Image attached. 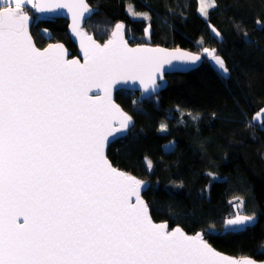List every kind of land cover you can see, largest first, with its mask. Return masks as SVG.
Listing matches in <instances>:
<instances>
[{
	"label": "snow or ice",
	"instance_id": "6c2138e0",
	"mask_svg": "<svg viewBox=\"0 0 264 264\" xmlns=\"http://www.w3.org/2000/svg\"><path fill=\"white\" fill-rule=\"evenodd\" d=\"M29 5L37 13L67 9L83 63L66 59L61 44L35 46ZM210 7L215 0H201L199 11L207 16ZM90 11L85 0H0V264H254L220 254L201 233L154 223L143 182L104 153L108 138L131 123L112 100L113 85L138 81L155 91L165 63L206 55L227 75L225 61L216 49L130 48L122 24L97 43L81 29ZM253 219L238 214L225 226Z\"/></svg>",
	"mask_w": 264,
	"mask_h": 264
},
{
	"label": "trees",
	"instance_id": "16d2710c",
	"mask_svg": "<svg viewBox=\"0 0 264 264\" xmlns=\"http://www.w3.org/2000/svg\"><path fill=\"white\" fill-rule=\"evenodd\" d=\"M87 1L95 12L85 26L99 41L122 22L135 42L216 49L223 58L227 75L204 58L192 70L166 74V86L146 99L136 91L116 92L134 124L110 143L107 156L148 183L143 197L154 221L188 234L201 231L221 252L263 261L264 128L254 116L264 108V0H215L207 16L199 0ZM37 18L30 28L36 44L51 36L75 51L65 19ZM238 211L255 220L222 230Z\"/></svg>",
	"mask_w": 264,
	"mask_h": 264
},
{
	"label": "water",
	"instance_id": "95a60500",
	"mask_svg": "<svg viewBox=\"0 0 264 264\" xmlns=\"http://www.w3.org/2000/svg\"><path fill=\"white\" fill-rule=\"evenodd\" d=\"M85 2L87 3L86 0H85ZM87 4H88V3H87ZM88 5H89V4H88ZM89 7H90L91 11L88 12V13H85V16H84V18H83V20H82V22H81V25L84 23V19L90 17V16L93 14V12L95 11L94 8H92L90 5H89ZM33 12H34L35 14H37V15H40V16H45V17H63V18H66L67 20H69V22H70V23H69V26H68L69 33L71 34L74 43H76V44L80 47V38H79L78 36H76L75 33L72 32V29H71V27H70V25L72 24V18H71V14L68 13L67 9H58V10H55L54 12H49V13H37V12H35V10L33 9ZM30 18H31V22H32V17L30 16ZM31 22H30V24H31ZM30 24H29V26H30ZM116 25H117V24H116ZM116 25H115V26H116ZM114 30H115V27H114V29L112 30V32H113ZM125 31H126V29H125V27L123 26V39H124V41L127 43V45H128L130 48H137V47H144V48H160V49H164V50H166L167 52H174L175 50L179 49L180 51H183V52H188V53H192V54H197V53H194V52H192V51L185 50V49H182V48H179V47H177V48H167V47H165L164 45H149V44H136V45H130V44L125 40V38H124ZM84 32H85V31H84ZM112 32H111V35H112ZM29 34H30V32H29ZM30 36H31V35H30ZM89 36H92V35H89ZM92 38L94 39L93 36H92ZM110 38H111V37H109V38H108L107 40H105L103 43H105L106 41H108ZM94 40H95V39H94ZM95 41H96L97 43H99L97 40H95ZM32 42L34 43L33 38H32ZM103 43H102V44H103ZM34 44H35V43H34ZM55 44H61V43H55ZM55 44H50V45H55ZM61 45H63V44H61ZM35 46H36V45H35ZM48 46H49V45H48ZM48 46H46L45 48H47ZM36 47H37V46H36ZM37 48H38V47H37ZM45 48H38V49H40V50H44ZM63 48H64V50H65V52H66V59H68L67 57H68V55H69V52L65 49L64 45H63ZM80 49H81V47H80ZM80 56L83 57V52H82V50H81V52H80ZM73 59H75V60H79V61H80V59H79L78 57H76V56H75V57H72V58H69L68 60H73ZM83 60H84V59H83ZM83 60L80 61V62L83 63ZM201 62H202V60L199 61V62H196L195 64H193V63L190 62V61L172 60L171 63H165V64L162 66L161 71L157 73V77H158V79H157V84L160 85V86H159L158 88H156L155 91H152L151 88H149V90L145 91V89L143 88V86H141L140 83H139L138 81H135V82H134V81H127V82L121 81V82H118L117 84L113 85V86H112V91H111V96H112V100H113V102H114L116 105H118V106L121 108V110H122L126 115H128L129 117H131V123L129 124L128 128L134 124V120H133L132 116H131L129 113H127L126 111H124V109H123V108H122V107H121V106L115 101L114 96H115V92H116L117 90H119V89H127V90H131V91H137V92L140 93V97H141V98L146 99V98H148V97H150V96H152V95L158 93L160 90H162V89L165 87L166 82H167V79L165 78V75H166V74H168V73H175V72H179V73H180V72H186V71H188V70H191V69L197 67L198 65L201 64ZM161 75L163 76V79H162V80L159 79V77H160ZM94 91H95V90H94ZM90 94H93V93H90ZM117 126H118V125H117ZM128 128H127L126 130L121 131V132L115 133L113 136H110V137L108 138L107 142L105 143V148H104V153H105V156H106L107 159H108V157H107V155H106V151H107V147L109 146V144H110L113 140H115L116 138L126 135V134L128 133ZM108 161L110 162L109 159H108ZM110 163H111V162H110ZM111 164H112V163H111ZM112 166L115 167L113 164H112ZM115 168L118 169L119 171H122V172L128 173L129 175H132V176H134L136 179H138V180H140V181L143 182L142 185H141V193H140V194H141V198H142V200L146 203V201H145V199H144V197H143V192L147 189V187H148V183L145 182V181H143V180H141L140 178L136 177L135 175H133V174H131V173L125 171V170H122V169H120V168H118V167H115ZM132 200H133V202H134V201H135V198L133 197ZM146 204H147V203H146ZM147 206H148V205H147ZM148 210H149V208H148ZM149 215H150V211H149ZM150 216H151V215H150ZM21 222H22V220H21ZM153 222H154V223H157V224H159V223H166L167 226H168V223L165 222V221H164V222H156V221L153 220ZM177 227H179L183 232H185L180 226H175V227L172 228V229H175V228H177ZM172 229H168V230L171 231ZM185 233H186V232H185ZM197 233H201V234H202L201 231H198ZM186 234L192 236V235H195L196 233H195V234H188V233H186ZM202 235H203V234H202ZM205 240H206V239H205ZM206 241H207V240H206ZM207 242H208V241H207ZM208 243H209V242H208ZM209 245H210L214 250H216V251L219 252L220 254H222V255H224V256L230 258V259L237 260V261H242V260L247 259V260H251V261H253L254 264H264V260H263V261H258V260H255V259L252 258V257H249V256H246V257H235V256H232V255H229V254H226V253H224V252H221V251L217 250V249L214 248L210 243H209Z\"/></svg>",
	"mask_w": 264,
	"mask_h": 264
},
{
	"label": "bare ground",
	"instance_id": "6f19581e",
	"mask_svg": "<svg viewBox=\"0 0 264 264\" xmlns=\"http://www.w3.org/2000/svg\"><path fill=\"white\" fill-rule=\"evenodd\" d=\"M87 1V0H86ZM87 3L89 4V2L87 1ZM90 5V4H89ZM91 6V5H90ZM29 7V11H31V13L29 12V15L32 17V22H31V24H30V26H29V32H30V35H31V37L33 38V41H34V43H35V45L38 47V48H45L46 46H48V45H50V44H55V43H61V44H63L64 45V47H65V49L69 52V55H68V59L69 58H72V57H78L79 59H80V61H82L83 59H84V57H81L80 56V52H81V49H80V47L76 44V43H74V41H73V38H72V36H71V34L69 33V29H68V26H69V20H67L66 18H63V17H45V16H42V17H45V18H49V19H52V18H60V19H65L66 21H67V25H66V33H67V35H68V37H69V40L71 41V43L75 46V51H73L71 48H69V46H67L63 41H61V40H57V39H52L51 38V36H43V38L44 39H47V41L43 44V45H38V44H36V41H35V39H34V37H33V35H32V33H31V30H30V28H31V26L33 25V23H34V21H37L38 20V18H37V16H40V15H37V14H35L34 12H33V9H31V6L29 5L28 6ZM92 7V6H91ZM92 8H94V7H92ZM94 10H95V8H94ZM95 12V11H94ZM94 12H93V14H94ZM92 14V15H93ZM91 15V16H92ZM91 16L90 17H88V18H85L84 19V23L81 25V29H82V31H85L88 35H92L93 37H94V39L95 40H97L100 44H102L105 40H107L109 37H111V32H112V30L114 29V27H115V25L116 24H122L123 26H124V24L122 23V22H117V23H115L114 24V26L112 27V29L110 30V33H109V35H108V37L104 40V41H99L98 39H96L95 38V36L93 35V33L92 32H90L87 28H86V26H85V24H86V20H88L89 18H91ZM125 27V26H124ZM126 29V28H125ZM73 32V31H72ZM74 33V32H73ZM126 31H125V34H124V38H125V40L130 44V45H136V44H149V45H153V44H150V43H148V42H135L134 41V39H133V37L132 36H126ZM149 33V32H148ZM50 35V34H49ZM148 35V34H147ZM147 35H146V37H147ZM148 38V37H147ZM147 38H145V39H147ZM155 45H161V44H155ZM165 78H166V75H165ZM167 79V78H166ZM120 90H122V91H131V90H127V89H119V90H117L116 92H118V91H120ZM116 92H115V95H116ZM131 92H134V91H131ZM137 92V91H136ZM157 94V93H156ZM155 95V94H154ZM114 98H115V96H114ZM116 101V100H115ZM117 102V101H116ZM118 103V102H117ZM119 105H120V103H118ZM121 106V105H120ZM122 107V106H121ZM123 108V107H122ZM124 109V108H123ZM124 111H126L125 109H124ZM127 113H129L128 111H126ZM130 114V113H129ZM128 130H129V128H128ZM125 136V135H124ZM123 136H121V138H122ZM118 138H120V137H118ZM118 138H116V139H118ZM114 141V140H113ZM110 145V144H109ZM107 149H108V147H107ZM106 155H107V151H106ZM108 157V156H107ZM109 159V158H108ZM110 160V159H109ZM111 162V161H110ZM112 163V162H111ZM113 164V163H112ZM115 166V165H114ZM116 167V166H115ZM128 172V171H127ZM130 173V172H129ZM132 174V173H131ZM134 175V174H133ZM136 176V175H135ZM137 177V176H136ZM142 180V179H141ZM153 219V218H152ZM156 222H158V221H156ZM159 222H164V221H159ZM168 229H172V228H169V225H168Z\"/></svg>",
	"mask_w": 264,
	"mask_h": 264
},
{
	"label": "rangeland",
	"instance_id": "374dc122",
	"mask_svg": "<svg viewBox=\"0 0 264 264\" xmlns=\"http://www.w3.org/2000/svg\"><path fill=\"white\" fill-rule=\"evenodd\" d=\"M199 1H201V0H199ZM205 3H207V0H205ZM200 8V7H199ZM165 47H167V48H177V47H179V48H182V49H185V50H189V51H192V52H194V53H197V54H202L203 53V50H200V51H196V50H193V49H191V48H187V47H181V46H167V45H164ZM204 58H207L208 60H209V62L214 66V68H216V70H218L219 72H223V71H221L219 68H218V66L215 64V62L214 61H212L208 56H206V55H203V57H202V61L204 60ZM202 63V62H201ZM199 66V65H198ZM197 66V67H198ZM196 68V67H195ZM194 69V68H193ZM192 70V69H191ZM189 71V70H188ZM187 72V71H186ZM180 73H182V72H180ZM166 84H167V82H166ZM166 86V85H165ZM161 91V90H160ZM262 109H264V108H262ZM261 111V110H260ZM260 111H258V113H260ZM254 117H257V113L255 114V116ZM254 122L259 126V127H261V128H264V115H262L261 114V116L259 117V118H256V119H254ZM172 145H173V142H169V143H167L165 146H166V148H171L172 147ZM235 204H237V205H239V207H238V210L240 211V210H243V207H242V202L241 201H235ZM236 212L234 215H232V216H230V217H228L226 220H228V219H233V218H235V216L236 215H245V216H253L254 217V215H251V214H248V213H246V212ZM225 220V221H226ZM255 220V217H254V219L249 223V224H251L253 221ZM225 221H224V224H223V226H222V230H228L229 228H226V226H225ZM246 225H248V223L247 224H245L244 226H246ZM244 226H241V227H237V228H235V229H240V228H243Z\"/></svg>",
	"mask_w": 264,
	"mask_h": 264
}]
</instances>
